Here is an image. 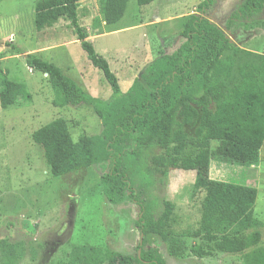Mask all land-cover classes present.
Masks as SVG:
<instances>
[{"label":"rangeland","instance_id":"374dc122","mask_svg":"<svg viewBox=\"0 0 264 264\" xmlns=\"http://www.w3.org/2000/svg\"><path fill=\"white\" fill-rule=\"evenodd\" d=\"M39 1L0 0V71L25 89L15 91V105L7 109L0 105V239L26 243L20 264H69L92 249L134 256L141 238L146 239L144 249H156L166 264H264V144L257 153L222 143L211 147L213 180L257 189L253 217L262 224L257 229L260 242L237 255L215 253L199 258L189 251L171 255V241L184 232L192 235L182 238L189 248L203 243L193 235L200 228L204 193L193 188L194 171L166 167L151 173L155 166L151 158L164 155L159 149H143L139 157L126 155L123 167L143 203L161 207L158 215L164 211V202L174 205L162 234L142 237L136 226L140 217L136 204L125 201L114 206L107 202L100 177L109 170V163L60 178L50 174L33 134L63 119L76 142L82 136L99 135L101 121L89 107L57 106L47 77L32 72L23 55L14 54L11 47L28 54L43 51L41 59L63 69L93 97L106 100L112 91L103 73L88 60L66 18L43 27L35 24ZM100 1L80 2L79 24L86 29L96 52L109 62L121 90L127 92L157 57L180 47L186 20L201 15L198 7L204 0H156L141 7L136 0H129L124 16L112 26L104 22ZM243 2L216 0L205 17L241 50L264 55V10L255 18L234 20L232 29H226Z\"/></svg>","mask_w":264,"mask_h":264},{"label":"trees","instance_id":"16d2710c","mask_svg":"<svg viewBox=\"0 0 264 264\" xmlns=\"http://www.w3.org/2000/svg\"><path fill=\"white\" fill-rule=\"evenodd\" d=\"M84 0H42L35 6V24L47 26L66 18L91 64L103 73L112 94L109 99L93 97L55 64L39 54L23 55L32 72L45 75L56 94L59 107L86 106L101 121V132L73 141L66 121L57 119L38 129L32 136L44 154L54 178L79 173L109 163V170L100 177L102 193L111 205L125 201L136 204L140 217L136 223L142 237L162 234L170 221L174 205L164 202L161 215L157 203H143L134 188L133 179L124 170L126 155L139 157L143 149H159L164 155L151 158L155 166L180 168L195 172L193 188L204 193L201 202L200 228L193 235L202 244L188 247L184 232L171 241L170 253L181 256L189 251L203 258L215 253L237 255L256 246L261 223L254 219L253 208L257 189L246 184L217 181L210 177L211 147L214 143L243 147L259 152L264 144V55L241 50L225 33L205 17L216 0H204L198 7L201 15L190 16L180 33L184 42L171 54L157 57L147 70L136 78L127 92L121 90L109 62L99 55L85 28L79 24L78 7ZM129 0H101L99 10L106 25L117 24ZM156 0H136L147 6ZM264 0H244L228 20L259 16ZM232 83V87H227ZM24 85L11 81L0 71V105L3 109L18 101L15 91ZM257 161V159L255 160ZM158 166L160 168H158ZM133 175V174H132ZM253 230L250 235L247 231ZM126 255L113 251L90 250L76 256L69 264H166L156 249H144ZM26 243L0 239V264H20Z\"/></svg>","mask_w":264,"mask_h":264},{"label":"crops","instance_id":"0c3cea01","mask_svg":"<svg viewBox=\"0 0 264 264\" xmlns=\"http://www.w3.org/2000/svg\"><path fill=\"white\" fill-rule=\"evenodd\" d=\"M90 38H88V40H89ZM43 53V51H38V52H36V54H42ZM51 63H53V62H51ZM60 68V67H59ZM66 69H69V68H66ZM62 71H63V69H61ZM70 70V69H69ZM64 72V71H63ZM65 73V72H64ZM67 75V74H66ZM81 75V74H80ZM132 85V84H131ZM130 86V85H129ZM129 86H127V88L129 87ZM131 87V86H130ZM124 92V91H123ZM125 93V92H124Z\"/></svg>","mask_w":264,"mask_h":264},{"label":"water","instance_id":"95a60500","mask_svg":"<svg viewBox=\"0 0 264 264\" xmlns=\"http://www.w3.org/2000/svg\"><path fill=\"white\" fill-rule=\"evenodd\" d=\"M140 245H142V238H141V241H140ZM140 254H141V250L138 251V256L140 257Z\"/></svg>","mask_w":264,"mask_h":264}]
</instances>
